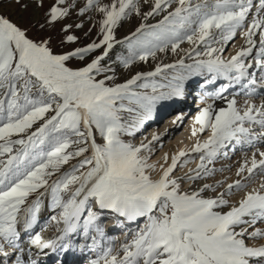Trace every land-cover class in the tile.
Returning a JSON list of instances; mask_svg holds the SVG:
<instances>
[{
	"label": "snow or ice",
	"instance_id": "1",
	"mask_svg": "<svg viewBox=\"0 0 264 264\" xmlns=\"http://www.w3.org/2000/svg\"><path fill=\"white\" fill-rule=\"evenodd\" d=\"M12 8L28 15L14 19ZM237 34L244 44L226 56ZM169 52L178 58L163 62ZM150 59L151 70L133 69ZM193 77L201 88L224 81L192 116L191 136L207 138L150 163L159 136L136 143L137 133L165 102L185 99ZM256 86L264 0H0V264H40L73 234L96 252L88 264H264V182L248 190L254 170L264 174V151L231 183L213 180L233 142L264 146ZM108 219L123 239L106 233Z\"/></svg>",
	"mask_w": 264,
	"mask_h": 264
},
{
	"label": "rangeland",
	"instance_id": "2",
	"mask_svg": "<svg viewBox=\"0 0 264 264\" xmlns=\"http://www.w3.org/2000/svg\"><path fill=\"white\" fill-rule=\"evenodd\" d=\"M10 11L12 12L14 19H18L21 16L28 15V13H20L15 8L10 9ZM29 12H31V5H30V8H29ZM41 12H42V10H41ZM34 15H35L36 18H39L40 12H36ZM151 22H155V21L153 20ZM136 24H137V20L135 18L130 23L129 22H125L124 27H122V28L117 30V38H122L123 35H127L128 32H129V29L133 28V26L136 25ZM88 26H89V24L86 22L85 23V29ZM95 31H96V29L94 28L93 32H95ZM77 34L83 36V30L81 32H78ZM93 38H95V37H93ZM229 45H230V43H229ZM181 48L187 49L188 45L185 43V44L181 45ZM229 49H230V46L227 47L226 51H228ZM177 58L178 57L176 55H173L172 53L169 52L166 56L163 57V62L172 63ZM153 63L154 62L151 61V59H150L147 63H143L142 62V63H139L137 65H134L133 69L134 70H151V67L153 66ZM121 73H122L121 79H123L124 77H127V76L132 74V73L126 71V70H121ZM257 75L255 74V79L258 82L260 80L261 74L260 75L257 74ZM199 83H200V80L197 81L195 79H192V82H190L189 83L190 85L187 86L186 88H190V90L192 91L195 88L196 85H199ZM218 84H216V85H218ZM216 85H215V87H216ZM256 88L258 90L263 89V88H261L259 86H256ZM186 92H187L186 93L187 94V98L191 100L190 107H187L185 109L184 108H182V109L178 108V109H175V110H171V111H169L167 113L165 112L166 110H163V111H159L158 110V112H157V114L155 116L156 120L154 118L153 120L148 121L146 123L145 127L142 129V132L141 133H137V139L135 141L136 143H139L141 140L144 139V137H147L148 140H150L153 133H155L157 136H159V140L158 141H154L153 144H152V152L149 154V156H150L149 162L150 163H154L156 160H160V158L163 156V151L166 150V148H168L167 142L165 140L161 141V136L162 135H166L169 132L168 123L166 124V121L164 120L165 117H167L169 114L171 115V113H175V112H177L179 110H181V111L185 110V111H187V113H189L191 110L194 111V110L198 109V107H199L198 105H200L201 101L198 98H195L196 96H194L195 94L193 95V92L189 93L188 90H186ZM257 95H259V94L257 93ZM168 102H165V103L167 104ZM252 103H255V104L259 105L261 103H264V101L260 100L259 96H255L252 99ZM239 104H243V101L239 102ZM189 125H190V118L188 117L186 119V116H185L182 124L180 126H178L179 133L184 134L187 131L186 128L190 127ZM202 135H205V134H201L200 137ZM145 142H147V141H145ZM256 147H257V149H259L261 151H264V146H261L260 144L257 143ZM246 148L247 149L244 150L243 152L244 153L246 152V155H249V156H252V153L257 151L256 148H254V147H246ZM241 151H242V148L240 146L239 147L235 146V145H234V147L230 146V148L228 150V152L230 154L227 155V157L220 156V157L217 158V160H216V162H215V164L213 166L216 167V168H224V171L216 173L215 176L213 177V180H215V179L225 180L226 179L228 183H231L233 177L235 179L238 178V177H236L235 172H236L237 168L239 167V165L243 163L242 159L240 158L241 155L243 154V153H241ZM256 158H257V160H259L258 152H257ZM254 171H256L257 174L253 178V180L249 182L248 190H251L252 188H258L260 183L264 182V174H260L258 172V170H254ZM245 175H247V173H245ZM183 187L184 188H189L190 186L184 184ZM242 195H243L242 192L241 193H236L232 199L238 201ZM49 215H50V213L47 211V213H46V215L44 217V220L47 219ZM43 222L44 221H41V223H43ZM119 231H121V230L119 229L118 232ZM112 232H115V231H112Z\"/></svg>",
	"mask_w": 264,
	"mask_h": 264
},
{
	"label": "bare ground",
	"instance_id": "3",
	"mask_svg": "<svg viewBox=\"0 0 264 264\" xmlns=\"http://www.w3.org/2000/svg\"><path fill=\"white\" fill-rule=\"evenodd\" d=\"M243 44H244L243 39H241L239 34H237V36L234 39V42H231L230 45H229L233 49L232 53L230 55H233L235 53V51L238 48H240ZM250 72L259 73L260 69L255 67V65L253 64V67L250 69ZM192 79H195L197 81L200 80L199 84L203 83V78H201V77H193ZM192 79L189 80L188 82H186V85H188V83L192 82ZM221 83H224V81H220V83L218 85H216L215 89L218 88ZM210 85L211 84H207V85H205L204 88L200 87L201 88V91H199L200 93H197L195 95L197 97H200V101H201V97L203 96V94L205 92L211 93L212 91L215 90V89L211 90L210 89ZM233 91L241 92L242 90L240 89L239 85H236V86H233V88L229 89L228 94L230 95ZM256 92L259 95H257V93H256L252 97V99L255 96H259L260 100L264 101V88L260 89V90H257V88H256ZM244 99H246V98L243 95L237 96L238 104H239V102L244 101ZM186 100H187V97H185V99H182V100L169 101L167 103L169 105V107L166 109L165 112L167 113V112H169L171 110H175V109H178V108L182 109V107L188 106ZM216 104L220 105L221 102L217 101ZM198 106L202 107L203 104H201V102H200V105H198ZM196 111H197V109L194 110V111L191 110L189 113H187V111H185V110L184 111L179 110V111H177L175 113H171V115L169 114L167 117H165L164 120L166 121V124L168 123L169 132H168V134L161 136V141L165 140L167 142V145H168V148H166V150L163 151V156H164V153H168L169 154V158H170L173 153L179 151L180 149H184V150L187 151L191 147V145L195 142V139H197V138L206 139L207 138L206 135H202L200 137L201 134H198V137H195V138L191 136V129L190 128H192V116L195 115ZM181 113L184 114V117L186 116V119L188 117L190 118V125H189L190 127L186 128L187 131L184 134L179 133V131H178V129H179L178 126H180L182 123H179L178 126L172 123V121L175 119V117L177 115H180ZM155 120H156V118H155ZM233 145L238 146V147L240 146V145H236L235 142H233ZM254 148H256V150H257L256 145H255ZM246 149H247L246 147H243L242 151H241V153H243V154L241 155L240 158L242 159L243 163L246 160L250 161L251 158H252V156L246 155V152L245 153L243 152ZM229 154L230 153L228 152V155ZM163 156L160 158V160H156L154 163H157V164L161 163ZM169 162H170V160H169ZM196 162H198V161H193L189 165L185 166L182 170L178 169L176 174L177 175H182L184 172H187L189 168H193L194 169L196 167ZM234 179L235 178L233 177L232 180H234ZM186 185H189V184H186ZM189 186L190 187H195V185H189ZM47 211L48 210L46 208L41 210V213L39 214L40 222L44 221V217H45ZM108 222H109V226L112 227L113 226V222L110 221V220ZM36 230H39V229L37 228ZM54 234H55L54 233V227H50L49 230L44 232L42 235H43L44 239H47L48 236H52V235L54 236ZM115 235L119 239H123L121 231L115 233ZM71 240H72V245L73 246L69 247L68 249H66V250L57 249L55 251L50 250V249H45L44 253L41 254L38 257V259L42 260L41 262H43V264L46 263L48 260H51V259H53V261H55V260L59 261L60 264H78V258H80L81 256H83L85 253H87L89 251H90V253H92L91 251H93V250L85 249V250L81 251V249L78 247V245L81 243L80 242L81 237L79 236V234H73V236L71 237ZM93 252L95 254V251H93ZM95 256L96 255L90 257L88 260L84 261V263H81V264H88L89 260L94 259Z\"/></svg>",
	"mask_w": 264,
	"mask_h": 264
}]
</instances>
